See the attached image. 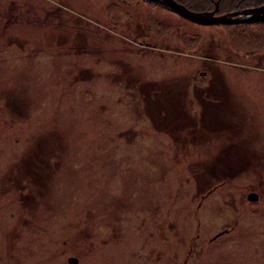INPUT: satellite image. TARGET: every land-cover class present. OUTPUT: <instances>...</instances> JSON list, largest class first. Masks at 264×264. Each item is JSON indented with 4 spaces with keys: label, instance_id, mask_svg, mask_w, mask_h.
<instances>
[{
    "label": "rangeland",
    "instance_id": "rangeland-1",
    "mask_svg": "<svg viewBox=\"0 0 264 264\" xmlns=\"http://www.w3.org/2000/svg\"><path fill=\"white\" fill-rule=\"evenodd\" d=\"M19 2L39 22L0 21V264H264V43L160 7L196 39L122 56L159 72L152 107L106 83L135 43L111 2Z\"/></svg>",
    "mask_w": 264,
    "mask_h": 264
},
{
    "label": "flooded vegetation",
    "instance_id": "flooded-vegetation-1",
    "mask_svg": "<svg viewBox=\"0 0 264 264\" xmlns=\"http://www.w3.org/2000/svg\"><path fill=\"white\" fill-rule=\"evenodd\" d=\"M31 1V0H30ZM33 2V1H32ZM111 2V6L107 9L111 12H108L109 19L114 18V21H111L117 27L124 29L127 34L133 36L134 44H125L122 42L121 45H115V50L113 52H117L118 54H113L111 52L107 53V56L110 57L109 67L106 68L107 82L109 84H124L127 83L131 89L127 90L124 95H131L132 98L137 99L136 93L137 91H141L139 94L143 98L142 101H149L148 106H152V102L159 101L161 96L164 95L160 91L161 85H158V82H155V79H159L157 77V73H154L152 77L144 81H140V78L136 76L135 69L124 67L121 58L124 54L132 55L131 57L134 59L137 58V53H143L145 50L148 51H157L156 48L161 49L162 47L158 45L160 41V36L156 32V28L159 26V19L163 16L160 15V7L164 8H172L171 6L165 4L164 2H160L158 0H107L106 3ZM47 9V8H46ZM118 11H121L122 14L125 13L124 17L117 16ZM25 6L19 2V0H0V21H3V26H6L8 23L17 21L27 20V22H39L34 19H38V15L34 14L33 17H29L28 14H25ZM34 20V21H33ZM171 32V31H170ZM170 32H166L170 33ZM164 34V35H165ZM21 40L17 38L14 39L16 44L14 47H23L25 45H19L23 40L24 36ZM176 43H173L171 47H163V49L168 50L170 52H178L182 49L180 45L176 46ZM148 48V49H146ZM96 48L95 51H97ZM204 73V72H203ZM190 78V77H189ZM188 77L185 78L186 82L190 80ZM176 81V78H175ZM155 86H158V89H154ZM148 91V92H146ZM126 97V96H125ZM130 100V97H126ZM164 101H170L168 97L164 98ZM159 111L163 113V115H167V112L159 108ZM173 112H170L168 115H172ZM227 227H221L214 232V235H218L223 232Z\"/></svg>",
    "mask_w": 264,
    "mask_h": 264
},
{
    "label": "trees",
    "instance_id": "trees-1",
    "mask_svg": "<svg viewBox=\"0 0 264 264\" xmlns=\"http://www.w3.org/2000/svg\"><path fill=\"white\" fill-rule=\"evenodd\" d=\"M147 1V0H145ZM162 2V0H158ZM192 9L200 10L210 8L213 5V0H178ZM264 0H217L216 11L222 12L231 10L235 7H244L245 5H257ZM225 29V33L229 36V41L232 46H236L241 51H256L264 43V13L253 18L238 20L234 22L215 21ZM175 30L178 43L183 47L192 48L196 35L193 37L187 30L182 29L178 21L168 20L163 17L159 19V26L156 28L157 34L162 38L166 32Z\"/></svg>",
    "mask_w": 264,
    "mask_h": 264
},
{
    "label": "water",
    "instance_id": "water-1",
    "mask_svg": "<svg viewBox=\"0 0 264 264\" xmlns=\"http://www.w3.org/2000/svg\"><path fill=\"white\" fill-rule=\"evenodd\" d=\"M165 3L173 6L175 9L179 10L180 12L197 19L199 21H238V20H245L246 18L257 17L258 15L264 13V2L258 3L257 5H245L244 7H237L231 10H225L222 12H214L217 8V0H213V5L210 9H203V10H193L179 2L177 0H163ZM256 196V192L254 190H249L246 193V197L253 199ZM68 260L70 264L76 263V256L69 255Z\"/></svg>",
    "mask_w": 264,
    "mask_h": 264
}]
</instances>
